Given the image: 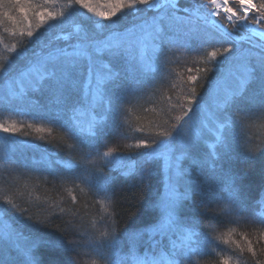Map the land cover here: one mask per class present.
Segmentation results:
<instances>
[{
    "label": "snow or ice",
    "instance_id": "6c2138e0",
    "mask_svg": "<svg viewBox=\"0 0 264 264\" xmlns=\"http://www.w3.org/2000/svg\"><path fill=\"white\" fill-rule=\"evenodd\" d=\"M238 4L237 8L231 0H188L186 6L181 0H43V5H35L42 10L34 11L33 0H0V26L28 22L18 29L17 44L5 46L14 55L0 58V110L33 120L27 125L0 123V132L28 136L23 131L26 126L40 133V140L58 133L70 142L69 149L79 152V159H53V153L35 144L5 137L0 180L8 183L15 179L14 173L44 167L78 189L83 184L89 194L101 197L102 206L112 202L113 184L121 177L144 199L153 165H158L161 185L149 205L158 211L156 221L129 229L122 239H118V221L98 230V235L80 232L71 222L53 228L50 220L25 215L26 210L5 196L3 201L12 211L7 207L0 211V264H44L38 249L52 253L46 264H65L57 251L65 246L68 264H76L72 256H80L85 248L91 255L109 258L110 264H195L206 244L199 226L209 229L208 239H215L210 235L211 221L178 215L184 201L201 195L197 173L205 177L209 194L218 201L205 210L227 217L228 224L252 227L256 242L248 238L253 233H247L236 247L250 254V264H264L260 258L264 247L259 246L264 241V191L249 205L241 191L242 176L224 167L226 161L236 159L235 146L241 148L244 160L264 152V143L240 146L230 135L243 114L264 112V0H238ZM77 6L98 19L77 15ZM30 12L38 19L34 25ZM128 16L130 20L125 19ZM43 25L57 31L42 38ZM176 53L189 65L177 74L182 85L179 113L163 112L159 122L150 123L152 131L133 137L134 145H124L140 150L134 154L111 144L102 134L108 122L117 121L113 133L119 136L118 119L128 97L143 100L148 92L154 96ZM176 88L173 82L170 90ZM241 102L251 105V110L238 111ZM135 131L146 130L141 125ZM209 134L215 141L210 145ZM29 150L40 151V158L30 159ZM18 220L53 229L63 241L29 233ZM207 247L214 250L211 244Z\"/></svg>",
    "mask_w": 264,
    "mask_h": 264
},
{
    "label": "trees",
    "instance_id": "16d2710c",
    "mask_svg": "<svg viewBox=\"0 0 264 264\" xmlns=\"http://www.w3.org/2000/svg\"><path fill=\"white\" fill-rule=\"evenodd\" d=\"M187 2L188 0H181L184 6ZM35 5H43V0H33V10H42V8H36ZM76 12L77 15L88 13L86 9L79 6H77ZM13 16L18 20L23 19L17 12H13ZM29 17L33 25L38 22L37 17L33 16L31 12ZM125 19L130 20L131 17L128 16ZM27 23V21L17 24L7 22L5 26H0V58L14 55L9 54L5 46L10 48L17 44L19 39L18 29L26 27ZM49 23L56 24L57 22L50 21ZM5 27L9 30L5 31ZM55 31L57 30L48 29L47 25H43L39 29L42 38L50 36ZM28 47L32 48L34 45H28ZM188 66L185 63V58L180 53H176L174 62L169 64L163 73V84L159 86V91L154 96L151 92H148L143 100H138L132 96L123 105L124 113L118 119V122L122 125L120 135L117 136L113 133L117 121H109L102 134L110 140L111 144H118L126 152L134 154L140 151L135 148H125L124 145H134L136 139L133 137H141L152 131L149 128L150 123L159 122L163 112L167 111L173 116L179 113L182 85L177 74L185 72ZM168 73H171V75ZM173 82L177 84V88L170 90ZM161 93H163V98H161ZM169 97H171V103H169ZM237 110L241 112L250 111L251 105L247 102H241L237 106ZM243 115L244 118L236 123L235 132L230 130V135L231 132L234 133V139L240 146L264 143V112L253 110ZM16 121H23L25 125L33 123V120L29 117L0 110V123L9 125ZM141 125L144 126L145 133L135 131ZM23 131L29 132L30 135L17 134L9 136L0 132L2 134L0 135V147L4 146L5 137H8L9 140L28 141L35 144L38 149L53 153V159L64 160L70 157L79 159L78 150L69 149L68 143L70 142L61 140L58 133H53L46 140H40L37 137L41 134L36 133L33 129H28L25 126ZM124 135H127L128 139H123ZM233 152L236 159L226 161L224 167L231 168L234 173L242 176V195L246 198L247 203L251 205L255 199H259V193L264 191V152L257 153L256 156L247 160L243 159L241 148L238 146L234 147ZM0 155H3V153H0ZM27 155L30 159H39L40 151L29 150ZM153 167L155 171L149 178L144 199H139L136 187L126 178L121 177L113 184L112 202L105 201L103 206L100 203L101 197L89 194L83 184L80 185V189L85 190L81 191L59 175L54 178L44 167H40L37 171L31 169L21 170L14 173L15 179L9 180L8 183L0 180V211L5 207L12 211L11 206L3 201V198L7 196L21 210H26L25 215H32L34 219H48L52 222L53 228H64L68 222H71L80 232L91 235H98V230H106L114 221H118V239H122L124 232L131 228L148 226L154 223L158 217V211L149 206L158 197L161 189L158 165H153ZM194 178L201 182V195L194 197L191 201H184L178 210V215L181 219L202 216L203 220L211 221L214 230L210 232V235L215 238L214 241L208 239L209 229L203 224L199 226L198 231L201 237L206 240V244L204 255L197 257L195 264H221L224 259H227L229 264H250V254L246 251L241 253L236 245L244 243L241 236L247 233H253L248 238L255 243V230L243 224H228L231 221L227 217L205 210L215 207L218 202L217 197L209 194L210 185L204 183L205 177L203 175L197 173L194 174ZM211 187L214 191L215 185L213 184ZM69 189H71V192H69ZM73 196L77 197V200H73ZM199 204H203L204 208L199 207ZM60 209L64 211L61 213ZM248 212L251 214L250 208ZM110 214L111 219H109ZM13 218L17 217L14 216ZM18 222L29 233L44 236L54 241H63L60 233L53 229L39 227L23 220H18ZM231 229H235V231H230ZM208 244H211L214 250H208ZM259 246L264 247V241H260ZM57 251L65 264H68L70 257L67 247L65 246L64 249ZM37 254L44 264L52 255L47 249H38ZM80 258L82 264H90L91 260L96 257L89 254L88 249L85 248L81 249ZM260 258L264 259V256Z\"/></svg>",
    "mask_w": 264,
    "mask_h": 264
},
{
    "label": "rangeland",
    "instance_id": "374dc122",
    "mask_svg": "<svg viewBox=\"0 0 264 264\" xmlns=\"http://www.w3.org/2000/svg\"><path fill=\"white\" fill-rule=\"evenodd\" d=\"M93 2L94 3H96L97 2V0H93ZM201 2H202V0H201ZM182 6H184V5H182ZM231 6H233V7H239V4H238V0H231ZM87 11V10H86ZM87 16H90V17H92L93 19H98V17H95L92 13H87L86 14ZM130 98H132V96H130V97H128V99H130ZM237 123H238V121H237ZM237 126V124L231 129V131H234L235 132V130H236V127ZM0 135H2L1 133H0ZM231 136L233 137V138H235V135H234V133H232L231 132ZM208 143L207 144H213L215 141H214V137L211 135V134H209V138H208ZM208 151H212V149H208Z\"/></svg>",
    "mask_w": 264,
    "mask_h": 264
},
{
    "label": "clouds",
    "instance_id": "9594fccd",
    "mask_svg": "<svg viewBox=\"0 0 264 264\" xmlns=\"http://www.w3.org/2000/svg\"><path fill=\"white\" fill-rule=\"evenodd\" d=\"M71 241H72V237H69V242ZM95 257H96L95 259L91 260L90 264H110V259L107 257H104V258L97 257V256ZM72 259L76 261V264H82L80 256L73 255Z\"/></svg>",
    "mask_w": 264,
    "mask_h": 264
}]
</instances>
